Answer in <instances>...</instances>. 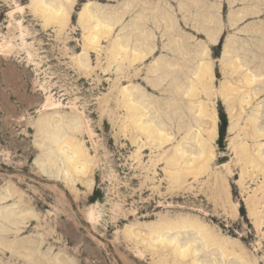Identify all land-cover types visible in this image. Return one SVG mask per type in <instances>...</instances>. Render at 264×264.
Masks as SVG:
<instances>
[{
  "label": "rangeland",
  "instance_id": "rangeland-1",
  "mask_svg": "<svg viewBox=\"0 0 264 264\" xmlns=\"http://www.w3.org/2000/svg\"><path fill=\"white\" fill-rule=\"evenodd\" d=\"M60 1L0 0V264H179L181 222L264 264V0Z\"/></svg>",
  "mask_w": 264,
  "mask_h": 264
},
{
  "label": "bare ground",
  "instance_id": "bare-ground-1",
  "mask_svg": "<svg viewBox=\"0 0 264 264\" xmlns=\"http://www.w3.org/2000/svg\"><path fill=\"white\" fill-rule=\"evenodd\" d=\"M32 3H33V6H34V11H36V10L40 11L43 14V16L47 18L45 20H48L49 21L51 19H55V21H57L58 19L59 20H62V19H60L61 17L63 18L65 16H67V10H66V8H64V6L62 5V1H60V0H32ZM85 6L83 7L84 9L79 13L78 20H79L80 23L85 22V23H87V25L90 24V27H89L90 28V31H89V35L87 34L88 35L87 36L88 37L87 39L90 40V42H93V44H94V41L98 42L97 41V38H98V35H99L98 33L100 32V29H102L100 27L103 26L106 29L109 28V22H110V20L108 19L109 21L104 22L102 20L103 17H101V19H98L100 17H98V18L95 17L96 14L94 15L93 13H91L92 11L89 10V9H91V7L89 6V9H88L87 6L86 7ZM94 9L96 10L97 8H94ZM94 9H93V11H94ZM102 9L103 8H101V11H102ZM96 11H99V10H96ZM101 11H99V13ZM102 12H104V10ZM99 16H102V14H100ZM107 16L108 15H106V17ZM213 16H214V14H213ZM106 17H104L103 19L105 20ZM215 18L217 19V16ZM212 19L214 20V18H212ZM92 20H94L93 23H91ZM217 21H218V19H217ZM210 22H212V20L209 21V24H210ZM213 22H215V21H213ZM209 24H208V31L206 30L205 32L207 34V38H209L211 41H214L216 39L215 38V35H216V32L215 31L218 30V29L216 28L215 31H212L213 30L212 29L213 26H216V25H213L212 24L211 25L212 27H211V26H209ZM82 26H83V24H82ZM86 29H87V27H86ZM104 33H105V29H104ZM124 41H126V38H125ZM124 43H128V42L126 41ZM124 43L122 44V47H121L123 49V51H125V49H127L126 46L128 47V44L125 45ZM147 47L149 48V45H147ZM115 48L116 49H119L117 45H116V47H114V45H113V49H115ZM142 48H143V46L141 47V49ZM141 49H139L138 46H136V47L133 48V50L135 52L134 53L135 56L137 55L139 57V55L142 54L141 53L142 52ZM205 50H206V47H205ZM126 51H125V55H127ZM201 51L203 52V50H201ZM122 54H124V52ZM85 58L83 60L84 62L87 61ZM124 58H126V57L124 56ZM124 60H127V59H124ZM80 63H82V62H80ZM86 63H84V65ZM81 65H83V63ZM200 65L202 66L203 64L201 63ZM200 65H199V63L197 65L198 74L200 73L199 72V68L201 67ZM83 67H85V66H83ZM202 68L203 67H201V70H202ZM202 71H201V73H203ZM194 73H196V71ZM199 75L195 74V76H198V77H199ZM248 81H249V79H248ZM252 81H253V78L251 77V82ZM193 84H195V83H193ZM193 84H190V85L192 86ZM192 88L193 87L190 88V90L192 91V93L189 91V89L187 91L186 88H185L186 89V92L185 91H183V92H185L186 94H189L187 92H190V94H193L194 90ZM133 97H134V94H133ZM137 101H139V100H137ZM258 131H260V128H258ZM262 132H264V131H262ZM70 148L75 153V155L73 153L72 154L78 160V157L79 156H82V155H80L81 152L79 153V149L76 148V146H75L74 149H72L71 146H70ZM76 164H77L76 163V160H74L73 162L69 163L70 167L72 169H74V170H75V168L77 166ZM79 171H82V168ZM176 227H178V229H180L181 232H183V231L185 232L188 228H191L192 230L195 231L194 234H196L197 236L196 237H189L188 236L187 238H184L182 236V234L179 233L180 238L178 237V235H175L173 237H163L162 236V233L157 232L158 231L157 230V231H154V232H157V235L155 236V239L152 238V240L155 241V242H158L160 244H162L163 242L166 243L167 245L173 244L172 245L173 257H174V260H177V262H179V264H182V262L184 261V259L187 258V257H189V256H190V260L192 261L193 264H217V263H220L221 264L222 262H226L224 260V257H227L229 255V253L227 252V249L229 248L228 247V244L225 243L222 240L218 244V240L215 239L213 236H211V233H210V231H208V228L207 227L203 226L200 223L199 224H193L192 225V224H185L183 222L179 223L178 226H176ZM173 228H174V226L172 224H170L169 229H173ZM197 241H199L200 245H195V242H197ZM213 244H217L218 245L217 248H216V254L221 259H218L217 256L215 255V256H212L211 258H208V260H199L198 255H199L200 251L203 252V249L204 248H208V247H210ZM155 245L157 246V244H155ZM212 253H214V252H211V254ZM241 264H251V259L250 258H245L244 259V262H242Z\"/></svg>",
  "mask_w": 264,
  "mask_h": 264
},
{
  "label": "crops",
  "instance_id": "crops-1",
  "mask_svg": "<svg viewBox=\"0 0 264 264\" xmlns=\"http://www.w3.org/2000/svg\"><path fill=\"white\" fill-rule=\"evenodd\" d=\"M151 44L152 43L150 41L148 43L149 48L147 49L146 55L144 57H140L141 58L140 60H142V58H145V57H147L149 55V52H151L150 49H152V45ZM166 45L167 46H165V47L167 48L169 44H166ZM172 65H173L172 62L169 59L168 60L164 59L163 62H156V63H154L151 66L147 65L148 66V68H147V76H148L147 83H152V81H157L158 82V78L157 77H152V75H157V74L161 73L162 75L167 76V74L169 72L168 69L172 68ZM172 69H174V68H172ZM174 71H175V69L172 70L171 73L174 72ZM162 80H164V78Z\"/></svg>",
  "mask_w": 264,
  "mask_h": 264
},
{
  "label": "trees",
  "instance_id": "trees-1",
  "mask_svg": "<svg viewBox=\"0 0 264 264\" xmlns=\"http://www.w3.org/2000/svg\"><path fill=\"white\" fill-rule=\"evenodd\" d=\"M226 122H225V119H223V125H222V127H221V130H220V132H221V134H223V132H224V124H225ZM96 194H97V190H95L94 192H93V194H92V196H91V199H93V197L94 196H96Z\"/></svg>",
  "mask_w": 264,
  "mask_h": 264
}]
</instances>
